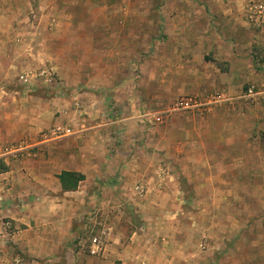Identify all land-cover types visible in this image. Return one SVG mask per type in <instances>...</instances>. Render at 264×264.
<instances>
[{"label":"rangeland","instance_id":"rangeland-1","mask_svg":"<svg viewBox=\"0 0 264 264\" xmlns=\"http://www.w3.org/2000/svg\"><path fill=\"white\" fill-rule=\"evenodd\" d=\"M259 6L264 0H0V264H264ZM130 103L153 115L131 132L133 145L101 132L85 152L92 161L78 164L96 178L80 186L93 195L70 239L58 229L51 250L48 191L73 148L50 144L105 112L108 123L127 118ZM158 166L170 177L146 184L175 194L158 211L142 210L140 177Z\"/></svg>","mask_w":264,"mask_h":264},{"label":"crops","instance_id":"crops-1","mask_svg":"<svg viewBox=\"0 0 264 264\" xmlns=\"http://www.w3.org/2000/svg\"><path fill=\"white\" fill-rule=\"evenodd\" d=\"M224 9H226L224 7ZM224 14H226V16H228V14H232L231 11H227ZM212 46V44H211ZM209 51L208 52H213L216 53L215 51V47H207L206 49ZM191 52V51H188ZM212 54V55H213ZM190 62V61H188ZM123 80V81H122ZM121 81H119V83H123L124 79H122ZM110 82V81H108ZM101 91H99L98 93H94V95L100 97L101 95ZM99 94V95H97ZM106 94L108 96L110 95H114L113 91L107 90ZM104 95V94H103ZM122 96V95H121ZM115 96H113L114 98ZM121 98V97H120ZM115 99V98H114ZM127 100V99H126ZM129 104L128 106V117L127 118H118L117 120L114 121H110L109 123L107 122V118L108 115L110 116V112H105L104 115L100 116V119H102L99 122H94L92 119L91 121L87 122V126L82 124V128L80 129V131L73 133L71 136L67 137V139L62 140L61 142H55L53 144H50V146L52 147L53 145H58V144H62L61 148H65L68 146H72V150H70L71 152L65 151L63 152V158L66 159V162L68 163L67 166L63 171H72V172H79L82 173L83 175H85L86 173L84 172V170L81 169V167L79 166V162L83 161L84 157L88 158V161H92V157L88 156L85 154L86 151L88 150H92L94 149V147L96 148V144L98 141H100L101 138V132L105 133L104 137H108L111 136V139H117V137H122V141L124 140V145H126L127 147L133 145L132 143V137L130 136L131 132L137 128L139 126V121L143 122V120L140 119H145L146 117L152 116L153 113H146L145 115H140L139 111L137 110V105H134L132 103ZM66 113V112H65ZM105 118V119H104ZM107 119V120H106ZM106 121L105 122L103 121ZM85 121V120H83ZM144 126V125H143ZM140 126V130L142 132V138L137 139L135 141V143H140V145L142 146L141 148L144 149V153L143 155L138 158L140 161L143 162L144 160V154L146 151V148L148 146V141L147 139L143 142V135L145 133H147V129L146 127ZM138 129V128H137ZM136 129V130H137ZM148 135L146 134V137ZM160 138L161 141L164 140L162 137H158L157 138V143L159 146L160 144ZM130 143V144H129ZM134 143V144H135ZM49 146V147H50ZM139 146V145H138ZM116 151L118 152V149H116ZM121 152V151H120ZM159 155V153H158ZM136 159V158H135ZM161 162V159L159 160L158 158V162ZM139 161H137L138 163ZM142 162L140 164H142ZM159 162V163H160ZM158 163V164H159ZM157 164V165H158ZM160 168L161 171H158L157 175L155 176H151L149 177V174L147 172V174L144 172H142V177H140V179H144L145 183H142V187H144V191L141 196V200L139 205L141 206L142 210L144 209H156L157 211L160 210L163 207L164 202L162 201L165 198H169L170 196H173V192H168L167 189H165L164 187H160V188H150L148 186V181L150 180H158V181H163L165 180L167 177H170L169 173L167 174V172L165 171V168H163L162 166H158ZM143 169V168H142ZM60 171V173H57V175L54 177L55 179V185L56 188L51 189V191H48V196H47V201H50L49 205H52V210L54 211V213H52V217L50 219L51 223L50 225L47 226L45 233L50 232V235H47V238L50 240V244H53L52 249L56 248V246H54L55 244L58 243V229L61 230L63 232L64 229V235L61 234L62 236H60V238L62 239L63 237H65L66 239H70V237L72 236L71 232L74 229L73 228V222L76 221V219L79 217L80 212L83 210V207L86 205V201L87 198L90 197V195H93V193L91 191H89L88 189L83 190L80 186L81 183H87L90 180L95 179L96 177H93L91 175H85V180L83 182H81L79 184V187L77 190L75 191H64L62 189L61 183L58 179V176L62 173ZM141 171H139L140 174ZM56 193V194H55ZM39 199H35V201H37L35 203L34 206H38ZM41 205V204H40ZM118 204H115V206H112L110 209L111 211L114 210H118L119 205L117 207ZM169 209V208H167ZM62 212L61 216L59 217L58 213ZM68 214V216H63ZM56 216V217H54ZM35 232L37 230V228L34 229ZM29 232H32L29 230ZM60 243V242H59ZM29 252V250H28Z\"/></svg>","mask_w":264,"mask_h":264},{"label":"trees","instance_id":"trees-1","mask_svg":"<svg viewBox=\"0 0 264 264\" xmlns=\"http://www.w3.org/2000/svg\"><path fill=\"white\" fill-rule=\"evenodd\" d=\"M58 179L64 191H75L79 184L85 180V175L79 172L63 171Z\"/></svg>","mask_w":264,"mask_h":264},{"label":"built area","instance_id":"built-area-1","mask_svg":"<svg viewBox=\"0 0 264 264\" xmlns=\"http://www.w3.org/2000/svg\"><path fill=\"white\" fill-rule=\"evenodd\" d=\"M259 8H260L259 10H262L264 7H263V6H259ZM248 94H249V95H248L249 97H252L253 94H254V93H253V90H252V89L249 90ZM5 155H6V154H4V153H3V154L0 153V159H1L3 156H5ZM137 190H139V188H138ZM95 242H97V239H94V241H93L94 245H96ZM98 249H99V248L97 247V249L94 250L93 253H94V254L97 253V250H98Z\"/></svg>","mask_w":264,"mask_h":264}]
</instances>
